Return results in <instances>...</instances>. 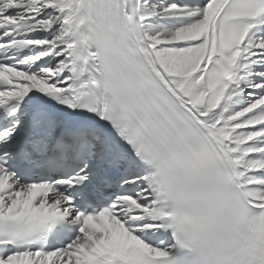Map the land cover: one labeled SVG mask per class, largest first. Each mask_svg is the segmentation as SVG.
I'll list each match as a JSON object with an SVG mask.
<instances>
[{
  "label": "snow or ice",
  "instance_id": "6c2138e0",
  "mask_svg": "<svg viewBox=\"0 0 264 264\" xmlns=\"http://www.w3.org/2000/svg\"><path fill=\"white\" fill-rule=\"evenodd\" d=\"M0 264H264V0H0Z\"/></svg>",
  "mask_w": 264,
  "mask_h": 264
}]
</instances>
